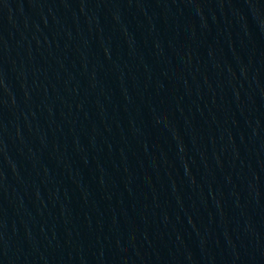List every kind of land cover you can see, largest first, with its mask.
Masks as SVG:
<instances>
[{"label": "water", "instance_id": "95a60500", "mask_svg": "<svg viewBox=\"0 0 264 264\" xmlns=\"http://www.w3.org/2000/svg\"><path fill=\"white\" fill-rule=\"evenodd\" d=\"M21 264H264V0H73Z\"/></svg>", "mask_w": 264, "mask_h": 264}]
</instances>
